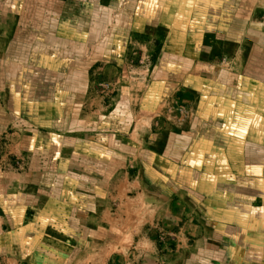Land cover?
Wrapping results in <instances>:
<instances>
[{
	"label": "crops",
	"instance_id": "0c3cea01",
	"mask_svg": "<svg viewBox=\"0 0 264 264\" xmlns=\"http://www.w3.org/2000/svg\"><path fill=\"white\" fill-rule=\"evenodd\" d=\"M132 2L147 45L179 60L163 91L204 80L194 118L166 128L154 84L78 99L69 67L23 71L38 109L0 198V264H264V0ZM222 58L227 81L207 82Z\"/></svg>",
	"mask_w": 264,
	"mask_h": 264
},
{
	"label": "rangeland",
	"instance_id": "374dc122",
	"mask_svg": "<svg viewBox=\"0 0 264 264\" xmlns=\"http://www.w3.org/2000/svg\"><path fill=\"white\" fill-rule=\"evenodd\" d=\"M137 18L132 0H0L1 199L11 193L12 185L6 182L23 172V118L34 119L38 109L23 107V95L33 94V83L26 80H35L36 74L45 72L51 78L52 66L63 67L65 72L69 67L70 84L78 99L95 89L103 97H112L119 85L127 88L125 97L143 98L154 84L156 91L148 98L168 100L171 106L161 117L166 128L183 126V113L188 112L187 120L194 118L191 103L203 92L198 83L204 80L200 74H193L183 86L189 90L163 91L167 81H180L178 67L165 68L172 63L178 66L179 60L168 59L160 40L148 46L149 34L134 26ZM216 65L217 71H206L207 82L227 78L222 75L226 58Z\"/></svg>",
	"mask_w": 264,
	"mask_h": 264
},
{
	"label": "built area",
	"instance_id": "2783aa9c",
	"mask_svg": "<svg viewBox=\"0 0 264 264\" xmlns=\"http://www.w3.org/2000/svg\"><path fill=\"white\" fill-rule=\"evenodd\" d=\"M187 113H188V112H187ZM187 113H183V116H184L183 119H184V118L186 119V117H187ZM187 118H188V117H187ZM185 119H184V120H185Z\"/></svg>",
	"mask_w": 264,
	"mask_h": 264
}]
</instances>
